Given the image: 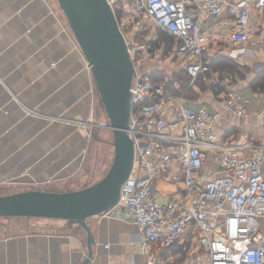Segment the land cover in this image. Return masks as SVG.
<instances>
[{
  "label": "crops",
  "instance_id": "obj_1",
  "mask_svg": "<svg viewBox=\"0 0 264 264\" xmlns=\"http://www.w3.org/2000/svg\"><path fill=\"white\" fill-rule=\"evenodd\" d=\"M183 1L194 12L201 0ZM236 1L220 0L221 11L202 23L208 44L201 58L209 64L225 55L237 65L216 71L209 66L191 85L187 99L190 106L203 105L217 114L215 134L235 152L264 155V89L254 82L264 73V8L250 5L248 40L233 56L228 36L235 23L229 6ZM170 43L168 50L166 43L159 46V55L173 70L184 69L187 59L176 52L174 37ZM156 55L152 52L145 61L149 68ZM230 92L251 98L246 114L223 109L220 101ZM101 118L91 71L57 3L0 0V194L87 185L93 147L100 145ZM260 168L264 177V161ZM205 169L211 177L223 172L212 158ZM0 218V264L145 261L139 248L143 236L125 208L89 219L94 243L88 259L87 235L76 224L68 228L63 220ZM164 255L169 264L206 263V250L198 246L194 234L181 235Z\"/></svg>",
  "mask_w": 264,
  "mask_h": 264
},
{
  "label": "built area",
  "instance_id": "obj_2",
  "mask_svg": "<svg viewBox=\"0 0 264 264\" xmlns=\"http://www.w3.org/2000/svg\"><path fill=\"white\" fill-rule=\"evenodd\" d=\"M106 1L113 10L120 5L123 34L130 18L126 14L132 12L138 25L142 15L176 39V52L187 59L189 85L209 70L201 58L208 44L202 23L221 11L220 0H201L194 12L183 0ZM250 5L264 8V0H238L229 6L235 23L228 36L233 56L248 40ZM127 6L131 10H125ZM126 42L134 66L127 129L134 161L117 205L132 215L143 236V264H169L164 252L186 233L194 234L206 250L205 264H264V155L238 154L219 140L214 131L217 114L203 105L190 106L185 93L175 94L164 82L153 80L144 70L150 48ZM220 102L226 112L244 115L251 98L230 92ZM208 158L223 172L211 177L205 169ZM159 175L180 186L161 195Z\"/></svg>",
  "mask_w": 264,
  "mask_h": 264
},
{
  "label": "water",
  "instance_id": "obj_3",
  "mask_svg": "<svg viewBox=\"0 0 264 264\" xmlns=\"http://www.w3.org/2000/svg\"><path fill=\"white\" fill-rule=\"evenodd\" d=\"M54 1L91 71L106 116L99 125L112 133L113 155L105 173L80 189L51 191L33 188L0 194V217L63 220L68 228L76 224L87 235L88 259L94 243L89 219L124 208L117 205V201L134 161V146L127 133L134 66L126 37L106 0Z\"/></svg>",
  "mask_w": 264,
  "mask_h": 264
},
{
  "label": "rangeland",
  "instance_id": "obj_4",
  "mask_svg": "<svg viewBox=\"0 0 264 264\" xmlns=\"http://www.w3.org/2000/svg\"><path fill=\"white\" fill-rule=\"evenodd\" d=\"M125 10H131L130 6H127ZM126 16H130L129 20H126L124 26H123V32L126 34L128 40L131 41V36H135L136 33H139L137 31L142 30V34L139 35L138 39H136L137 43H143L146 47L151 48L152 52L156 51L157 57L154 56L153 60L149 62V68L147 66L148 62H144V70H148L150 72L154 71L155 69L160 71L163 75L164 81H168L169 79H173V73H176L175 68L172 69V66L166 63L164 57H161L158 53L159 45L155 44L152 45V41H157V34L158 30L149 22L146 18H143L142 15H140L139 18L142 19V22L140 25H138L133 18H137L135 15H133L132 12H127ZM120 18L123 17V11L119 15ZM126 19V18H125ZM120 20V19H119ZM154 62V63H152ZM156 62V63H155ZM157 67V68H155ZM153 68V69H152ZM201 85V83H199ZM100 107H101V114L102 118L101 120H105L106 116L104 113L103 106L100 101ZM100 145L97 148V146L93 147V154L91 155L92 159L89 162V169L87 170L88 175V184L94 182L95 180L99 179L107 170L111 157L113 155V147L111 145L112 142V133L109 129L103 130L101 128L99 134H98ZM95 140V139H94ZM164 175H159L157 178L159 179L156 183L157 189L160 191L162 195H169L170 192L174 189L175 184L173 182H168L163 178ZM10 193V192H8ZM1 194H4L3 191H1ZM24 219V218H20ZM1 221V218H0Z\"/></svg>",
  "mask_w": 264,
  "mask_h": 264
},
{
  "label": "trees",
  "instance_id": "obj_5",
  "mask_svg": "<svg viewBox=\"0 0 264 264\" xmlns=\"http://www.w3.org/2000/svg\"><path fill=\"white\" fill-rule=\"evenodd\" d=\"M114 12H115V16L117 18V20L119 21L120 17L119 15L121 14L122 10L120 8V5H117L116 7H114ZM139 33H136L135 36H131V41L133 43H137L136 39H138L139 35L142 34V31H137ZM126 38H128L126 36V34H124ZM173 36H171L170 34L158 30V34H157V41H152L151 44L155 45L158 44L159 46H162V43H166L165 46V50L169 49V45L171 46V41H172ZM150 50L152 51V47L150 48ZM203 63L205 65L209 66L212 68V70L216 71V70H224V69H232L234 66H236L237 64L235 63V61H233V59H231L230 57H227L225 55L221 56L219 59H215L213 61H211L209 64L205 63L203 61ZM201 75V74H200ZM199 75V76H200ZM151 77L153 80L155 81H159V82H164L166 84V86L175 94H183L185 93V95L188 97L189 93L191 92V85H189V76L186 73V69H181L176 73H173V79H169L168 81H164V77L162 75V73L158 70H154L151 72ZM199 77H197L196 80H198ZM195 80V81H196ZM200 81V78H199ZM255 85H257L259 87V89H264V73L259 74L255 80ZM195 83V82H194ZM193 83V84H194ZM192 84V85H193ZM27 219H31V220H39L37 218H29L26 217Z\"/></svg>",
  "mask_w": 264,
  "mask_h": 264
}]
</instances>
